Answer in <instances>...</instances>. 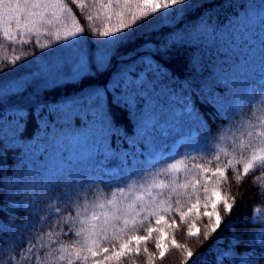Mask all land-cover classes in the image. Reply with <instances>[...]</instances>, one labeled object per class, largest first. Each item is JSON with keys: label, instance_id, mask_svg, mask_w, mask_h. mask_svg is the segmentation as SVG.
<instances>
[{"label": "snow or ice", "instance_id": "1", "mask_svg": "<svg viewBox=\"0 0 264 264\" xmlns=\"http://www.w3.org/2000/svg\"><path fill=\"white\" fill-rule=\"evenodd\" d=\"M186 3L187 0H108L107 3L93 0L91 4H78L79 8L85 10L87 20L93 22L89 34L96 44L97 53L91 61L83 48L87 43L85 34L88 29L80 26L64 0H0V39L5 42V47L12 48L13 53L17 46H21L22 54H14L8 61L13 67L33 58L31 52L23 51L25 45L49 51L54 47L65 48L73 52L67 61L57 62L55 74L50 72L47 65L41 66L39 73L31 74L34 78H43L46 90L49 84L80 82L91 73L93 62L97 71L102 70L110 63L117 48L129 41L142 25L149 26L157 17L166 19L173 11H183V8L177 9L175 6ZM89 9H95V14ZM260 15L261 26L264 27V6L260 8ZM94 21H100L104 27L101 28ZM33 36L35 40L30 39ZM41 36H47L49 43H42ZM196 38L215 42L217 36L215 30L210 32L205 25L197 29ZM169 46H163L162 50ZM224 51L233 55L219 60L213 69L212 83L205 82L198 89L203 101L211 104L220 119L226 122L217 126L215 135L192 102V81L181 82L179 89L172 87L178 78L147 56L141 58L144 67L139 72L132 66H126L116 74L119 80L111 87L105 85L103 91L98 87H88L54 104L36 103L31 112L15 106L0 114V140H3L5 148L23 149L20 161L28 165L27 171L22 172L18 165L11 175H0V190L7 191L8 198L27 193L26 198L10 201L0 207V212H5L8 217L0 218V233L3 234L0 241L10 246L0 247V264H53L58 261L88 264L90 258L97 257L93 259V264H110L111 261L119 264L131 252L133 242L136 244V255H140L143 244L146 264H155L157 259L163 260L169 251L166 247V230L162 226L168 222L166 217L170 218L175 208L180 223L171 219L169 227L173 230L187 223L193 211L199 218L200 189H203V216L211 224L210 231L203 232L201 243L208 241L220 229L224 223L220 205H223V213L230 215L236 203V197H231L229 202V192L216 190L228 182L229 170L235 173L238 187L251 176L252 187L258 189L259 196L264 200V32L261 33L259 50V88L249 83L255 79L257 72L256 49L246 45L239 62L235 58L239 44ZM198 66L199 62L193 66L194 70ZM4 70L0 68V73ZM238 84L242 86L241 91L235 90ZM213 85H223L228 90L221 96ZM24 86L23 82L9 87L0 86V102L10 94H19ZM109 93H112V103L117 107L139 110L138 137L130 141L128 152L117 153L104 146V133L115 131L107 108ZM29 117L36 121L37 127L33 137L26 140L22 134ZM73 118H77L75 123L81 127L69 126ZM171 133L180 135L178 143L192 145L190 151L182 154L185 159L196 160L193 152L202 154L200 160L204 155L213 156L216 165L211 178L215 181L216 189H213L210 197L209 170L199 162L194 165L196 173H192V169L186 165L183 170L196 176L203 171V182L199 178L184 183H178L175 177L167 182L161 179L169 176L173 170L180 172L178 165L184 164L183 160L170 163L175 160V155L166 151V144L157 146L158 136L167 138ZM201 133H206L204 142L198 143ZM78 144L89 145V148L77 155L73 149ZM141 144L148 153L147 159L155 163L116 184L110 194H105L100 186L103 180L87 175L86 168L82 167V162L102 155L104 163L113 158L120 159L122 169L126 167L129 156L133 161L138 160ZM51 146H55L57 151L50 153L45 163L34 167L37 157ZM221 157L228 158L227 162H222ZM6 159L0 161V172H8ZM48 160H55L56 163H48ZM212 162L208 161L209 164ZM105 171L112 173L110 169ZM256 172H260V175H256ZM56 187H61V192L53 197ZM189 188L192 189L191 193L186 191ZM153 189L159 191L153 194ZM164 189L169 190L168 197L160 198ZM137 190L140 194H137ZM193 195L197 202L184 212L182 206L185 201L182 198L190 199ZM173 197H176L175 204ZM41 202L47 204L46 209L40 207ZM65 210L68 215H65ZM17 211H24L26 216L18 221ZM259 212L258 207L254 208L247 221L252 225H261L260 231L252 233V240L258 242L259 247L249 248L243 244L242 234H234L228 248L218 251L215 264H264V219ZM28 216H39V219L29 221ZM213 219L214 223H211ZM52 220L56 224L43 231V226ZM153 220L157 225L155 228L150 226ZM146 224L149 225L147 235H132L120 242L128 233H136ZM230 224L229 221L225 226ZM194 226L188 228L189 237L200 235L199 229L193 231ZM154 233L158 235L155 238L156 251L152 252L147 244ZM73 236L76 239H70V244H64L61 240V237ZM117 243L119 251L116 250ZM18 244L26 247L17 251ZM104 244L111 245V255H108L110 248L103 247ZM171 245L187 253L182 264H189L195 253L174 237ZM85 253H90V256Z\"/></svg>", "mask_w": 264, "mask_h": 264}, {"label": "trees", "instance_id": "2", "mask_svg": "<svg viewBox=\"0 0 264 264\" xmlns=\"http://www.w3.org/2000/svg\"><path fill=\"white\" fill-rule=\"evenodd\" d=\"M64 2L71 8L73 15L75 16L78 23L88 29L87 37H91L90 30L91 24L87 20L85 10L79 8L77 5L80 3H93V0H64ZM107 3L108 0H103ZM254 6V7H251ZM264 6V0H187L184 5H176L177 9L183 8V11H173L172 17L164 21L162 18H155L149 26H141L135 31V34L129 41H126L112 55L110 63L100 71H93L86 77H84L78 83H63L52 87L42 89L27 88L21 91L19 94L9 95L7 99L0 102V114L11 110L15 106H21L27 108L31 112L32 108L35 107L36 103H48L54 104L62 101L65 97L79 93L88 87H98L102 91L105 85L109 87L119 80L116 75L126 68V66H132L139 72L144 65L141 63L142 57H151L156 62L162 64L173 77L178 78L176 84L171 85L179 89L180 83L185 80L192 81L193 90L191 94L192 102L195 108L198 110L203 120L207 123L209 130L213 135L216 134L217 126L221 123H226L220 119L216 109L211 105L203 101L199 95V87L205 82L212 83V73L214 66L219 60L225 59L226 55H233L232 52H225L224 49H228L230 46L239 44V51L235 53V58H238V54L242 53L243 42L249 45H258L261 42V33L264 32V27L261 26V15L260 8ZM95 14V9H89ZM97 24H101L100 21H94ZM205 25L208 26V30L211 32L215 30L217 39L215 42L211 40H203L196 38L197 29L203 28ZM246 26V27H245ZM165 45H170L166 50H162ZM10 50H12L11 47ZM36 50L34 45L23 46V51L31 52ZM21 51V46L16 47V51ZM13 52V51H12ZM9 59L4 58L0 62V68H4L3 72H7ZM199 62V66L194 70L193 66ZM1 74V73H0ZM110 82H112L110 84ZM215 91L223 96L227 92V88L223 85H213ZM237 85H235L236 88ZM107 108L110 112L113 124L115 125L114 132H105L106 139L104 141L105 147H110L117 153L128 152L130 141L136 140L138 137V118L139 110L137 108L131 111L117 107L112 103V93L107 96ZM73 118L70 121L69 126L79 128L80 124L75 123ZM91 120V117H89ZM37 123L31 117L28 118L27 127L22 138L30 139L36 132ZM99 135V133H97ZM177 133L170 134L167 138L158 136L157 146H163L166 144L169 149L170 143L177 137ZM206 133H201L200 140H203ZM35 143V141H32ZM89 145L78 144L74 147V152L80 155L86 152ZM23 149L21 148H5L3 140H0V161H3L6 157V165L8 172H0V175H11L12 170L18 165L21 167V171H27V163L20 161V156ZM57 151L55 146L49 147L43 155H40L34 163V167L37 164L45 163L46 158L49 157L50 153L54 154ZM140 155L137 161H133V158L129 156L127 158V165L124 168H120V159L113 158L104 163V157L98 155L92 161L82 162V167L86 168L87 175L95 177L99 180H103L104 183L100 186L104 188L105 194H110L112 187L116 184L121 183L124 180H128L130 176L137 173L141 168H149L155 163V161H149L147 159V151L143 144L139 148ZM67 153L65 152V155ZM221 157L222 162L226 163L228 158ZM209 160L202 161V164L206 168H209ZM213 161V160H212ZM48 163H56L55 160H48ZM216 162L213 161L211 166L215 169ZM161 167H164L161 165ZM238 168L241 166L237 165ZM105 169L112 170L109 174ZM256 175H260V172H256ZM200 175V174H199ZM198 175L197 178L201 179ZM235 173L229 170L227 173L228 182L223 184L218 190L222 192H229V202L231 203V197H236L235 206L231 214L223 213V205H220L221 215L224 218L220 229L213 233L210 239L206 242H202L203 232L205 230L210 231L211 224L207 217L203 216L204 212V199L203 189H200V217L197 218L195 211L191 213L187 223L181 225L178 230H173L169 227L171 219H175L177 223H180V217L176 214L175 208L170 218L166 217L167 223H163V227L166 230L167 241L166 247L169 249L163 260L157 259L155 264H182L184 257L187 253L179 248H174L171 245L172 238L180 244L185 245L189 250H192L195 255L189 261V264H215V258L219 250H226L233 238L234 234H242L243 244H247L249 248H258V242L252 240V233L261 230L260 224H249L247 221L253 213V209L258 207L261 211H264V200L259 196L258 189L252 187V177L249 176L244 179L242 184L238 187L234 179ZM163 178V177H162ZM161 178V179H162ZM204 179H201L203 182ZM194 182V181H193ZM216 187L214 179L208 181V190L210 187ZM15 191V189H13ZM188 193L192 192L189 188L186 190ZM61 192V187H56L52 195L55 197L57 193ZM137 194L139 190H137ZM169 190L165 192L163 198H167ZM92 195V193H89ZM27 193L23 196H14L8 198V193L5 190H0V207H4L10 201H19L26 198ZM210 197V193H209ZM131 197H129L130 199ZM119 199V198H118ZM176 197H173V204H175ZM185 202L182 206V210L187 212L191 208L192 204L196 203V197L193 195L190 199L187 197L182 198ZM41 208L46 209L47 204L41 202ZM210 210V206H209ZM65 215H68V211L65 210ZM143 215V214H142ZM26 213L24 211H17L16 218L19 221L24 218ZM0 218L7 219L5 212H0ZM27 219L38 220L39 216L33 217L28 216ZM231 224L225 226L226 224ZM211 223H214V219ZM56 224L55 220L49 221L47 225H44L42 230L47 231L48 227ZM192 225L193 231L199 229V237H189L188 228ZM234 225V227H233ZM145 225L136 233H128V236L124 237L120 242H124V239L132 235H147V227ZM151 227L155 228L154 220L152 221ZM59 228L56 229L59 232ZM0 235H3L0 233ZM153 234V239L147 244L149 251L155 252L156 236ZM70 239H76V237H61L64 244H70ZM0 247H10L3 244L0 241ZM26 247L24 244H18L16 250ZM103 247H109L111 255V245L104 244ZM140 255H136V244L133 242L130 245L131 252L121 259L119 264H146V257L143 253V244L140 246ZM116 250L119 251V243L116 245ZM59 255V253H56ZM89 255L90 253H85ZM158 255V253H157ZM98 258V257H97ZM90 258L88 264H93V259ZM53 264H66L64 261L53 262ZM76 264H80L79 261ZM110 264H117L116 261H111Z\"/></svg>", "mask_w": 264, "mask_h": 264}, {"label": "rangeland", "instance_id": "3", "mask_svg": "<svg viewBox=\"0 0 264 264\" xmlns=\"http://www.w3.org/2000/svg\"><path fill=\"white\" fill-rule=\"evenodd\" d=\"M170 17H172V15H170L169 17L164 19V21L168 20ZM100 27L103 28L104 25L100 24ZM85 35H86L87 43L83 46V48H84V51L87 53L88 59L91 61V60H93L94 55L97 53V47H96V44L93 42V37L92 36L87 37V34H85ZM26 38H29V37H26ZM30 39L35 40L36 37L33 36V37H30ZM40 40L44 44L49 43V38L47 36H41ZM243 43H244V45H242V47H241L242 53L238 54V58H236L237 62H239L240 56L243 54V50L246 47V45L249 47L248 44H246L245 42H243ZM251 48H255L257 51V56H256L257 72L254 74L255 79L249 81V83H251L253 87L259 88V87H261V85L259 84V71H258L260 44H259V46L254 44L253 46H251ZM31 53H32L33 58H29L26 63H23L22 65L15 66V67L10 65L7 69V72H2L0 74V86L9 87L13 84H16L17 82H23L25 86H24L22 91L26 90L29 87L34 88V89L45 88L43 78L42 77L41 78H34L31 74L32 73H39L41 71V66H43V65H47L50 72L52 74H55V72H56L55 65L57 64V62L58 61H67L73 55V52L71 50H68L65 48H55V47L51 51H49L48 49H40V48L36 47V50L31 51ZM14 54L15 55H21V53L19 51L17 53H13L12 50H10V48L5 47V42L2 39H0V62L4 58L11 60V58ZM95 70H97V69H96L95 63L93 62L92 67H91V72H93ZM55 85H59V84H49L47 87H52ZM235 90L241 91L242 86L238 84L236 86ZM10 95H12V94H10ZM180 139H181L180 135H177V137H175V139L170 143L169 149L166 151L175 155V160L169 161L170 163H175L176 160H183L184 164L178 165V167L181 169L180 172L173 170L169 176L163 177L162 180H164V182H167L169 179H172L173 177H175L177 179L178 183H184V182H186V180L195 181V179L198 176L184 171L183 169H184L185 165L188 169H192V173H196L197 170L194 168L195 163L199 162L202 164V161H206L209 159L213 160L212 155H204L203 159L200 160L199 157L202 154L196 153V152H193V156H195L197 158L196 160L185 159L182 154L186 150L190 151L192 145H185V144L178 143V141ZM203 142H204L203 140L198 141V143H203ZM174 145L176 146L175 148H173ZM177 153H179V154H177ZM223 158H226V157H223ZM202 165H205V163ZM163 166L166 167V165H163ZM207 169L209 170L207 173L208 181L210 180V182H211L212 181L211 173L214 170V168L210 164L209 168H207ZM199 174L198 175L200 176L201 179H205V173L203 171H200ZM213 189H216V187L215 186L210 187V190H209L210 196H211V192L213 191ZM216 190H218V189H216ZM157 191H159V190L153 189V194H156ZM166 191H168V189L163 190V196H164ZM163 196L160 198H163ZM145 198L147 199V197H145ZM259 215L261 216L262 219H264V211L260 210Z\"/></svg>", "mask_w": 264, "mask_h": 264}]
</instances>
